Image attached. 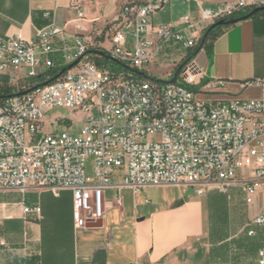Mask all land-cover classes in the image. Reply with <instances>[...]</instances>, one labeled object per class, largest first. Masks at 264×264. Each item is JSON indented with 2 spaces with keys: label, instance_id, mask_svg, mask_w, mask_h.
Returning a JSON list of instances; mask_svg holds the SVG:
<instances>
[{
  "label": "built area",
  "instance_id": "obj_1",
  "mask_svg": "<svg viewBox=\"0 0 264 264\" xmlns=\"http://www.w3.org/2000/svg\"><path fill=\"white\" fill-rule=\"evenodd\" d=\"M185 1L197 5L196 18L184 15L175 25L152 26L151 16L170 0H125L103 34L108 46L91 34L76 35L70 49L63 48L60 66L77 64L41 86L34 79L56 66L52 38L61 30L51 23L31 41L20 33L0 38V85L15 88L0 97V190L48 189L54 196L69 190L75 228L103 218V190L115 170L134 195L148 186H191L198 196L213 187L228 195L237 183L245 204L252 202L264 185V101L198 100L194 87L204 71L192 53L209 25L264 7V0H236L215 10ZM69 6L75 21H82L83 0H70ZM172 48L180 55L165 73L167 81L149 77L144 69ZM93 56L125 71H112ZM53 108L86 115L78 135H37L39 120ZM115 202L121 205L119 195ZM40 212L38 205L22 207L23 215ZM251 224L264 227V211ZM258 257L264 264V248Z\"/></svg>",
  "mask_w": 264,
  "mask_h": 264
},
{
  "label": "crops",
  "instance_id": "obj_2",
  "mask_svg": "<svg viewBox=\"0 0 264 264\" xmlns=\"http://www.w3.org/2000/svg\"><path fill=\"white\" fill-rule=\"evenodd\" d=\"M124 2L83 0L84 18L77 23L70 0H0V38L20 33L31 41L52 23L61 30L52 38L59 67L63 48L70 49L76 35L91 34L108 46L103 34ZM198 2L202 9L215 10L236 0ZM186 3V15L196 18L197 5ZM169 10L179 12L180 2H173ZM198 52L202 56L195 60L204 71L194 89L198 100L264 101V14L221 27L211 43L210 58L204 49ZM251 82H260L257 94H248ZM154 187L176 191L151 205L146 195ZM129 196L132 204L127 203ZM138 196L144 208L139 209ZM103 198V218L75 228L69 190H60L57 196L48 189L0 190V264H259L264 227L251 222L264 211V185L250 204H245L237 183L228 195L204 187L198 196L191 186H148L134 195L122 185V171L115 170ZM34 205L41 209L39 216L22 214L23 206Z\"/></svg>",
  "mask_w": 264,
  "mask_h": 264
},
{
  "label": "rangeland",
  "instance_id": "obj_3",
  "mask_svg": "<svg viewBox=\"0 0 264 264\" xmlns=\"http://www.w3.org/2000/svg\"><path fill=\"white\" fill-rule=\"evenodd\" d=\"M162 11H157L151 16V25L159 26L168 24L174 20L179 19L181 16H184L188 13L189 5L184 0H170ZM180 2L181 10L179 12H173L169 10L170 5L174 2ZM264 13V11H263ZM131 41V38H129ZM165 52V51H164ZM180 55L173 48L166 50L165 53H161L158 57L157 62L149 64L145 72L149 77L156 81L165 82V73H167L171 68L172 64L175 62L176 58ZM201 52H198L195 57L200 59ZM96 63L103 64L107 66L110 70L115 72L125 71L123 66L116 64L107 59H98L93 58ZM194 89H197L196 86ZM258 89L256 86H252L248 88V94H257ZM199 98L198 96L196 97ZM86 117V115L80 110H73L68 108H53L47 113H45L42 118L39 120L37 124V135L42 134H60L62 132H67L72 136L78 135L82 126V120ZM72 122V123H71ZM85 172L88 177L92 176L91 165L88 163L85 167ZM176 191V189L169 187H154L151 189L146 195V197L150 200L151 205H154L161 196L165 194L170 195L172 192ZM132 196L127 198V203L132 204ZM138 207L139 209L144 208L141 206L139 202L142 199V196H138ZM104 202V198H103ZM104 210V206H103Z\"/></svg>",
  "mask_w": 264,
  "mask_h": 264
},
{
  "label": "trees",
  "instance_id": "obj_4",
  "mask_svg": "<svg viewBox=\"0 0 264 264\" xmlns=\"http://www.w3.org/2000/svg\"><path fill=\"white\" fill-rule=\"evenodd\" d=\"M253 9L254 8H248V9L242 10L240 12H237L232 17H230L229 19H238L240 17H243V16L248 14ZM261 14H264V13L263 12L258 13L256 15H254L253 17L259 16ZM253 17H251V18H253ZM209 26L207 28H209ZM207 28L203 31L201 40H202L203 35L206 32ZM220 29H221V27H215L214 29L209 31L207 33V35L205 36V38H204V42H203V45H202L201 49L205 50L206 55H207L208 58H210L209 53H210V49H211V43L215 39V37L217 36V32ZM198 51H199L198 48H196L194 50V52L192 53V56L195 57L196 54L198 53ZM63 68H64L63 66H59V67L55 66L54 68L46 70L45 72L41 73L40 75H38L34 79L35 85L41 86V85H44L46 83H52L53 81H55V77L59 74V72ZM14 91H15V88H13V87L0 85V97H7L9 95H12Z\"/></svg>",
  "mask_w": 264,
  "mask_h": 264
},
{
  "label": "water",
  "instance_id": "obj_5",
  "mask_svg": "<svg viewBox=\"0 0 264 264\" xmlns=\"http://www.w3.org/2000/svg\"><path fill=\"white\" fill-rule=\"evenodd\" d=\"M263 11H264V7H256L253 10H251L248 14H246L245 16L240 17L238 19L219 20V21L211 24L209 26V28H207L206 32L204 33L203 38H202L201 43H200V46L198 47V50L201 49V47L203 45V42H204V38L207 35V33L209 31H211L212 29H214L215 27H226V26H230V25H233V24H235V23H237L239 21L249 19V18L253 17L254 15H256L258 13H261ZM77 62L78 61H74L73 63H71L68 66L64 67L59 72V74L55 77V80L58 79L60 76H62L67 70L72 69L77 64ZM176 75H177V73H174L172 80H170V83H174L175 82Z\"/></svg>",
  "mask_w": 264,
  "mask_h": 264
}]
</instances>
